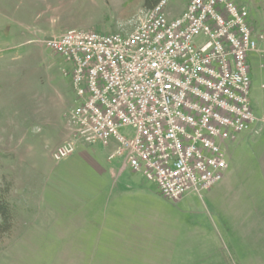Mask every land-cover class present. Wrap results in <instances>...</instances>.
I'll list each match as a JSON object with an SVG mask.
<instances>
[{
    "label": "rangeland",
    "instance_id": "obj_1",
    "mask_svg": "<svg viewBox=\"0 0 264 264\" xmlns=\"http://www.w3.org/2000/svg\"><path fill=\"white\" fill-rule=\"evenodd\" d=\"M233 1L264 36V0ZM187 2L167 0L168 17ZM146 10L143 0H0V195L13 212L0 264H264V57L249 65L257 134L225 142L224 176L201 194L172 201L135 175L145 189L104 209L100 169L120 168L124 157L108 160L101 144L81 141L67 157L51 156L73 138L76 96L69 62L43 39L70 29L129 32Z\"/></svg>",
    "mask_w": 264,
    "mask_h": 264
},
{
    "label": "built area",
    "instance_id": "obj_2",
    "mask_svg": "<svg viewBox=\"0 0 264 264\" xmlns=\"http://www.w3.org/2000/svg\"><path fill=\"white\" fill-rule=\"evenodd\" d=\"M167 0L147 9L129 32L70 29L42 45L70 64L76 104L73 138L51 151L61 160L79 141L99 143L108 160L124 157L135 173L178 201L219 182L223 145L256 133L249 56L264 40L246 6L233 0H188L168 17Z\"/></svg>",
    "mask_w": 264,
    "mask_h": 264
},
{
    "label": "crops",
    "instance_id": "obj_3",
    "mask_svg": "<svg viewBox=\"0 0 264 264\" xmlns=\"http://www.w3.org/2000/svg\"><path fill=\"white\" fill-rule=\"evenodd\" d=\"M170 17H175V16H170ZM261 58L262 57H260V55L256 52L251 53L249 56V63H251L254 60L259 61ZM260 67H263L262 64L260 65ZM257 156L261 160L262 171L264 174V149L257 150ZM126 169H127V165L125 163L121 165L120 168L114 165L105 169H100L101 174L106 173L107 176V179L104 180V183L106 184L104 186L105 193L103 195V199L100 200L102 201V206L104 209L105 208L107 209L110 205V201H115L116 198H120V197L124 198L125 196L129 195L130 192H132L133 190H138V189L140 190L141 188L145 189V187H142L140 180L139 179L136 180V178H134L135 175H141V174L135 173L131 171V169L129 168L131 174L124 175ZM104 197L106 198L104 199ZM95 201L97 203V200ZM87 203H91V201Z\"/></svg>",
    "mask_w": 264,
    "mask_h": 264
},
{
    "label": "trees",
    "instance_id": "obj_4",
    "mask_svg": "<svg viewBox=\"0 0 264 264\" xmlns=\"http://www.w3.org/2000/svg\"><path fill=\"white\" fill-rule=\"evenodd\" d=\"M160 0H143L146 9L151 8ZM13 227V212L9 202L0 195V234L9 233Z\"/></svg>",
    "mask_w": 264,
    "mask_h": 264
}]
</instances>
